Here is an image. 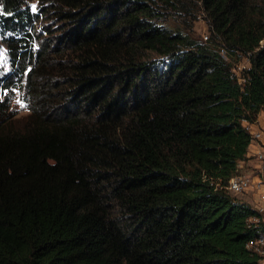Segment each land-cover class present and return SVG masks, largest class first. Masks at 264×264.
Returning <instances> with one entry per match:
<instances>
[{"label":"trees","instance_id":"trees-1","mask_svg":"<svg viewBox=\"0 0 264 264\" xmlns=\"http://www.w3.org/2000/svg\"><path fill=\"white\" fill-rule=\"evenodd\" d=\"M191 2L210 44L170 22ZM0 43V264H261L224 187L264 114V0H0Z\"/></svg>","mask_w":264,"mask_h":264},{"label":"built area","instance_id":"built-area-1","mask_svg":"<svg viewBox=\"0 0 264 264\" xmlns=\"http://www.w3.org/2000/svg\"><path fill=\"white\" fill-rule=\"evenodd\" d=\"M208 37L204 36V40ZM221 57L228 60L227 52L223 48L219 51ZM244 68L239 65L233 67L235 76ZM240 84L246 80L238 77ZM264 117V115H263ZM258 117L255 123L243 124L250 132V147L247 152V165L241 162L238 173L234 174L226 183L225 189L233 194L252 196L254 204L250 205L253 215L248 219V227H262L253 238L249 239L246 247L258 255L260 263L264 264V118Z\"/></svg>","mask_w":264,"mask_h":264},{"label":"rangeland","instance_id":"rangeland-1","mask_svg":"<svg viewBox=\"0 0 264 264\" xmlns=\"http://www.w3.org/2000/svg\"><path fill=\"white\" fill-rule=\"evenodd\" d=\"M194 7V8H193ZM187 9V12L182 13L181 15H178L177 18H171V23H173L176 26H179L180 28L186 29L187 32L191 33L197 38H200L204 42V36L210 37V33L207 29L206 22L203 20V15L199 11V8L195 6L194 3H190L188 6L185 7ZM206 44H210V40L207 39ZM223 48H220V50ZM239 55V54H238ZM229 61L232 63V65H239L240 67L242 66H247L246 64V56L244 55H239L237 56V59ZM0 68L4 69L7 68V63H6V55H5V50L4 46L0 43ZM14 105V111L12 115H14V122L15 123H21L23 118L27 115V110L26 107L24 106L22 100L19 97H15L14 101L12 103V106ZM264 118V117H263ZM236 196L238 199L246 202L249 206L254 204V198L249 195H240L237 194Z\"/></svg>","mask_w":264,"mask_h":264},{"label":"clouds","instance_id":"clouds-1","mask_svg":"<svg viewBox=\"0 0 264 264\" xmlns=\"http://www.w3.org/2000/svg\"><path fill=\"white\" fill-rule=\"evenodd\" d=\"M6 63H7V68H4V69L0 68V70H3L4 71V70H7L8 69V60H7V57H6ZM23 104H24V102H23Z\"/></svg>","mask_w":264,"mask_h":264},{"label":"crops","instance_id":"crops-1","mask_svg":"<svg viewBox=\"0 0 264 264\" xmlns=\"http://www.w3.org/2000/svg\"><path fill=\"white\" fill-rule=\"evenodd\" d=\"M264 114L261 115V117L263 116Z\"/></svg>","mask_w":264,"mask_h":264}]
</instances>
